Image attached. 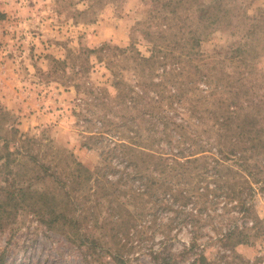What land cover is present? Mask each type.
I'll list each match as a JSON object with an SVG mask.
<instances>
[{"label": "trees", "instance_id": "trees-1", "mask_svg": "<svg viewBox=\"0 0 264 264\" xmlns=\"http://www.w3.org/2000/svg\"><path fill=\"white\" fill-rule=\"evenodd\" d=\"M197 1L150 0L145 20L138 21L145 25L146 54L131 41L52 58L43 75L76 92L81 145L97 150L98 161L89 168L64 155L55 160L58 149L47 143L45 152L55 157L53 166L45 164L30 151L42 142L11 126L0 155L1 168L8 169L4 181L12 156L21 155L55 188L36 194L8 185L0 207L29 206L51 230L66 225L69 239L94 248L96 259L104 253L127 264L125 246H139L148 229L161 234L160 250L150 249L157 264L190 256L193 264H251L235 248L264 235V217L254 209L255 196L264 192V73L241 43L226 51L200 47L209 30L227 29L233 20L235 29L251 21L249 35L255 17L236 0L232 6ZM95 63L109 72L97 84L90 80ZM179 229L187 240L177 252H164L174 239L170 232ZM210 243L212 261L204 251Z\"/></svg>", "mask_w": 264, "mask_h": 264}, {"label": "rangeland", "instance_id": "rangeland-1", "mask_svg": "<svg viewBox=\"0 0 264 264\" xmlns=\"http://www.w3.org/2000/svg\"><path fill=\"white\" fill-rule=\"evenodd\" d=\"M233 1L225 0V3L232 6ZM236 1L246 15L255 17V30L245 36L252 22L245 21L246 24L241 23L235 29L237 20H233L227 29L209 30L200 48L203 52L218 48L226 51L230 44L241 43L255 67L264 73V0ZM209 2L212 0H198L194 4ZM150 4V0H111L105 4L98 0H0V155L4 154L3 139L9 138L8 130L13 126L42 142L41 148L32 146L30 151L45 164L53 166V152H45L52 147L59 153L54 156L55 160L64 155L76 158L89 168L95 166L97 150L81 145L83 133L79 118L73 112L76 92L43 74L51 69L52 58L62 60L71 50L95 48L104 43L127 46L134 41L146 54L149 45L140 30L145 25L141 26L138 21L143 23ZM87 8L88 12L83 13ZM67 70H71L70 66ZM108 73L101 64L95 63L90 80L96 84L103 82ZM9 147H17L16 141L11 140ZM12 157L9 183L4 181L8 169L1 168L4 160L0 159V203L6 200L3 189L11 184H15L12 191L29 190L36 194L55 188L50 177H36L40 170L32 160L21 155ZM59 166L58 170L64 164L60 162ZM25 178L28 182H21ZM254 205L255 212L263 218L264 192L257 193ZM66 230V225L58 230L47 228L29 206L8 211L1 204L2 264H119L104 253L96 259L94 248L73 243ZM144 235L145 240L139 246H125L129 249L127 264H157L150 249L160 250L161 234L147 229ZM170 236L174 239L164 252H177L188 238L181 229L172 230ZM235 250L251 264H264V235L251 245H238ZM204 251L212 261L216 247L210 243ZM192 257L162 264H193Z\"/></svg>", "mask_w": 264, "mask_h": 264}]
</instances>
